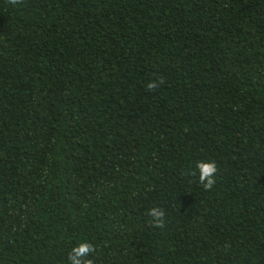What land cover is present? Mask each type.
Instances as JSON below:
<instances>
[{
    "label": "trees",
    "instance_id": "obj_1",
    "mask_svg": "<svg viewBox=\"0 0 264 264\" xmlns=\"http://www.w3.org/2000/svg\"><path fill=\"white\" fill-rule=\"evenodd\" d=\"M81 242L94 264H264V0H0V264Z\"/></svg>",
    "mask_w": 264,
    "mask_h": 264
},
{
    "label": "clouds",
    "instance_id": "obj_2",
    "mask_svg": "<svg viewBox=\"0 0 264 264\" xmlns=\"http://www.w3.org/2000/svg\"><path fill=\"white\" fill-rule=\"evenodd\" d=\"M10 5L16 6L23 2V0H7ZM164 83L163 79L150 81L146 85V89L149 92L157 90ZM199 174V184L205 189L210 190L216 184V176L218 173V167L214 160L205 162L199 161L196 164L195 170L192 175ZM147 215L151 218L149 223L156 228H164L166 221V213L160 207H153L148 210ZM96 252V248L88 243L81 242L77 246L73 247L68 253V264H94L92 259L88 257Z\"/></svg>",
    "mask_w": 264,
    "mask_h": 264
}]
</instances>
